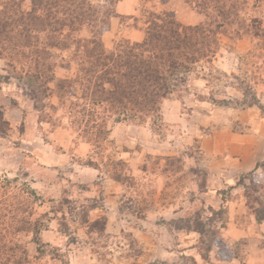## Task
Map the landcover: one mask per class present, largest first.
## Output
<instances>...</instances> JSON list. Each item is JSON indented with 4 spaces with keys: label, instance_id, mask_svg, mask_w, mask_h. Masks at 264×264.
I'll return each instance as SVG.
<instances>
[{
    "label": "rangeland",
    "instance_id": "374dc122",
    "mask_svg": "<svg viewBox=\"0 0 264 264\" xmlns=\"http://www.w3.org/2000/svg\"><path fill=\"white\" fill-rule=\"evenodd\" d=\"M232 1L246 28L219 29L212 62L163 99L156 124L111 117L99 134L103 109L69 113L55 91L35 102L0 58L9 123L0 136V262L21 247L25 264H264V219L255 216L264 217V0ZM90 2L115 12L99 30L107 49L141 40L153 14L207 20L185 0ZM55 52L57 63L70 53ZM20 205L41 216L39 245L14 232Z\"/></svg>",
    "mask_w": 264,
    "mask_h": 264
},
{
    "label": "trees",
    "instance_id": "16d2710c",
    "mask_svg": "<svg viewBox=\"0 0 264 264\" xmlns=\"http://www.w3.org/2000/svg\"><path fill=\"white\" fill-rule=\"evenodd\" d=\"M185 1L207 20L183 25L171 16L153 14L146 20L141 40L123 39L107 49L99 30L115 15L111 7L90 0H0V58L6 61L7 74L21 81L35 102L55 91L69 113L80 107L81 112L95 116L97 109H103L95 116L99 122H93L99 134L108 131L105 125L111 117L114 122L150 118L156 124L161 121L163 99L196 72L199 62H212L220 44L219 29L233 23L246 28L232 0L230 5L228 0ZM252 21L250 34L259 36ZM83 30L87 36H79ZM242 35L238 33L237 39ZM56 50H69V57L57 63ZM56 66L67 74L58 77ZM8 130L9 123L0 115V136ZM31 191L26 193L33 195ZM20 206L14 232H30L39 245L41 216L32 219V212L25 214ZM255 216L257 221L264 219ZM197 227L202 234L203 228ZM19 248L0 264H25L26 251Z\"/></svg>",
    "mask_w": 264,
    "mask_h": 264
},
{
    "label": "crops",
    "instance_id": "0c3cea01",
    "mask_svg": "<svg viewBox=\"0 0 264 264\" xmlns=\"http://www.w3.org/2000/svg\"><path fill=\"white\" fill-rule=\"evenodd\" d=\"M258 159V158H257Z\"/></svg>",
    "mask_w": 264,
    "mask_h": 264
}]
</instances>
